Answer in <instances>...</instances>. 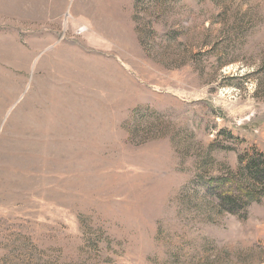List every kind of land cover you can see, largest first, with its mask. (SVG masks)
Returning a JSON list of instances; mask_svg holds the SVG:
<instances>
[{
  "label": "rangeland",
  "instance_id": "1",
  "mask_svg": "<svg viewBox=\"0 0 264 264\" xmlns=\"http://www.w3.org/2000/svg\"><path fill=\"white\" fill-rule=\"evenodd\" d=\"M264 0H0V264H264Z\"/></svg>",
  "mask_w": 264,
  "mask_h": 264
},
{
  "label": "trees",
  "instance_id": "2",
  "mask_svg": "<svg viewBox=\"0 0 264 264\" xmlns=\"http://www.w3.org/2000/svg\"><path fill=\"white\" fill-rule=\"evenodd\" d=\"M264 158L251 154L239 170V175L230 173L209 181L206 189L217 198L221 210L230 212L246 210L252 202L258 201L263 194Z\"/></svg>",
  "mask_w": 264,
  "mask_h": 264
}]
</instances>
